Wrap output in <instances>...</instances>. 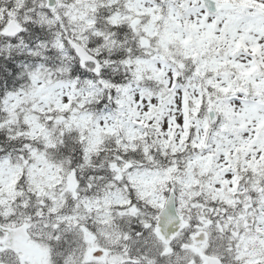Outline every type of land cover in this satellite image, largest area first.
<instances>
[{
    "label": "snow or ice",
    "instance_id": "snow-or-ice-1",
    "mask_svg": "<svg viewBox=\"0 0 264 264\" xmlns=\"http://www.w3.org/2000/svg\"><path fill=\"white\" fill-rule=\"evenodd\" d=\"M0 264H264V0H0Z\"/></svg>",
    "mask_w": 264,
    "mask_h": 264
}]
</instances>
